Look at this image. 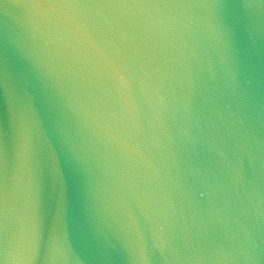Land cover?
<instances>
[{
    "label": "water",
    "instance_id": "water-1",
    "mask_svg": "<svg viewBox=\"0 0 264 264\" xmlns=\"http://www.w3.org/2000/svg\"><path fill=\"white\" fill-rule=\"evenodd\" d=\"M0 264H264V0H0Z\"/></svg>",
    "mask_w": 264,
    "mask_h": 264
}]
</instances>
